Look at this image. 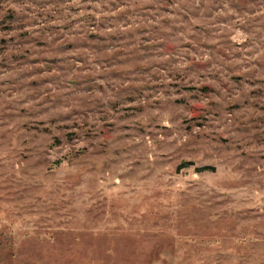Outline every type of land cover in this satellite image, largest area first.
<instances>
[{
    "label": "rangeland",
    "instance_id": "374dc122",
    "mask_svg": "<svg viewBox=\"0 0 264 264\" xmlns=\"http://www.w3.org/2000/svg\"><path fill=\"white\" fill-rule=\"evenodd\" d=\"M0 264H264V0H0Z\"/></svg>",
    "mask_w": 264,
    "mask_h": 264
},
{
    "label": "trees",
    "instance_id": "16d2710c",
    "mask_svg": "<svg viewBox=\"0 0 264 264\" xmlns=\"http://www.w3.org/2000/svg\"><path fill=\"white\" fill-rule=\"evenodd\" d=\"M206 170H209V168H206ZM206 170H203V171H206Z\"/></svg>",
    "mask_w": 264,
    "mask_h": 264
}]
</instances>
